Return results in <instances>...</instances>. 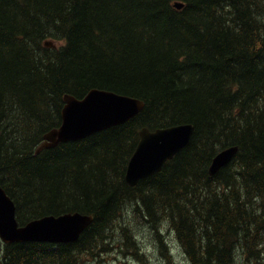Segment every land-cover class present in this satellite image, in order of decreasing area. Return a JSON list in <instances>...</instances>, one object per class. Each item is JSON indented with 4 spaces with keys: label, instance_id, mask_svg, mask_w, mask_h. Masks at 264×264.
<instances>
[{
    "label": "trees",
    "instance_id": "1",
    "mask_svg": "<svg viewBox=\"0 0 264 264\" xmlns=\"http://www.w3.org/2000/svg\"><path fill=\"white\" fill-rule=\"evenodd\" d=\"M92 89L144 108L36 154L64 97ZM180 124L193 125L188 145L129 187L139 130ZM230 146L232 161L209 175ZM0 185L19 225L93 216L72 243L0 241V264H86L119 229L137 250L120 223L131 212L167 259L164 227L191 264H264V0H0Z\"/></svg>",
    "mask_w": 264,
    "mask_h": 264
},
{
    "label": "water",
    "instance_id": "2",
    "mask_svg": "<svg viewBox=\"0 0 264 264\" xmlns=\"http://www.w3.org/2000/svg\"><path fill=\"white\" fill-rule=\"evenodd\" d=\"M182 9V4H175ZM45 46H52L46 42ZM144 108V102L111 91L92 89L82 99L71 95L64 97L61 123L43 137L36 154L59 144L75 142L119 126L136 117ZM139 141L130 157L125 172V181L134 187L140 180L159 173L163 165L185 148L193 134L192 124H180L150 131L141 128ZM238 148L231 146L221 150L212 159L209 175H215L227 166ZM93 222V216L67 213L60 216H45L19 226L16 206L0 185V240L3 244L49 243L63 244L78 240Z\"/></svg>",
    "mask_w": 264,
    "mask_h": 264
},
{
    "label": "rangeland",
    "instance_id": "3",
    "mask_svg": "<svg viewBox=\"0 0 264 264\" xmlns=\"http://www.w3.org/2000/svg\"><path fill=\"white\" fill-rule=\"evenodd\" d=\"M120 223L121 226L125 224L126 233L130 235L131 241L135 242L137 250L131 248L129 240L121 235L119 229L116 230V232L118 231L116 239L112 241L114 244L111 242L110 246L100 250L98 256L94 258L86 257V264H191L181 249L174 232L169 228L160 229L168 261L162 254L155 230L145 223L141 215L138 216V213L134 212L129 215L125 214L123 222Z\"/></svg>",
    "mask_w": 264,
    "mask_h": 264
}]
</instances>
